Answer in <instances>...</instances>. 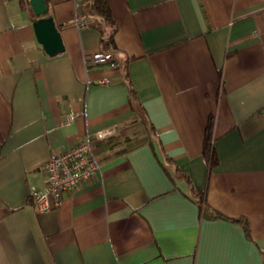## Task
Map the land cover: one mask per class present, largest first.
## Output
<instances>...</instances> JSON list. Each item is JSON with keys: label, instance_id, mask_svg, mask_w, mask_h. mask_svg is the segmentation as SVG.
Here are the masks:
<instances>
[{"label": "crops", "instance_id": "crops-1", "mask_svg": "<svg viewBox=\"0 0 264 264\" xmlns=\"http://www.w3.org/2000/svg\"><path fill=\"white\" fill-rule=\"evenodd\" d=\"M51 2L57 55L29 0H0V264H264V0H108L119 65L88 69L96 19L84 0ZM125 63L159 142L129 103ZM102 129L115 131L95 141L97 176L39 212L47 160ZM176 167L252 238L202 217Z\"/></svg>", "mask_w": 264, "mask_h": 264}, {"label": "trees", "instance_id": "trees-1", "mask_svg": "<svg viewBox=\"0 0 264 264\" xmlns=\"http://www.w3.org/2000/svg\"><path fill=\"white\" fill-rule=\"evenodd\" d=\"M46 3L49 7L46 15H50L53 17L51 0H46ZM81 11L85 13L87 17L89 18L93 17L96 19L97 21L96 25L101 30V36H100L101 51L104 53H112L115 56V54L118 51V46L115 40L117 23L113 18L112 10L108 0H84V2L82 3ZM124 73L129 90V103L131 107L136 110L140 122L146 128L149 143L153 144L155 141L159 142L157 130L154 127L151 120L149 119L145 111V108L139 99L134 82L129 76L127 63H125L124 65ZM219 74L222 77L221 70H219ZM215 122H216L215 114L210 113L206 125L205 136L202 146V156L207 164L209 174L219 164V156L217 149L215 147V136H214ZM166 158L169 159L168 156H166ZM175 170L179 175V177H183L189 182L191 194L193 198L196 200L197 204L199 205L202 217H206L209 219L223 218L240 223L243 226L247 237L252 238L249 222L246 217L230 216L216 209L209 203L207 199L206 188H201L194 185L192 180L189 178L188 174L186 172L181 171L180 168L176 167Z\"/></svg>", "mask_w": 264, "mask_h": 264}, {"label": "built area", "instance_id": "built-area-1", "mask_svg": "<svg viewBox=\"0 0 264 264\" xmlns=\"http://www.w3.org/2000/svg\"><path fill=\"white\" fill-rule=\"evenodd\" d=\"M87 69L96 64L119 65L112 53L97 51L85 57ZM106 83V80H100ZM113 129H102L93 138L87 134L75 145L53 154L45 163L46 185L33 192V202L39 212L57 208L64 197L73 194L79 187L97 176L101 169L100 155L95 141L103 140L113 133Z\"/></svg>", "mask_w": 264, "mask_h": 264}, {"label": "water", "instance_id": "water-1", "mask_svg": "<svg viewBox=\"0 0 264 264\" xmlns=\"http://www.w3.org/2000/svg\"><path fill=\"white\" fill-rule=\"evenodd\" d=\"M37 17L33 26L37 40L50 55H57L65 50L61 32L52 16L46 15L49 7L46 0H29Z\"/></svg>", "mask_w": 264, "mask_h": 264}]
</instances>
